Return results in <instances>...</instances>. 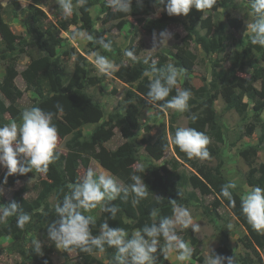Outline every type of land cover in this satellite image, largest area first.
I'll return each mask as SVG.
<instances>
[{
    "label": "trees",
    "instance_id": "16d2710c",
    "mask_svg": "<svg viewBox=\"0 0 264 264\" xmlns=\"http://www.w3.org/2000/svg\"><path fill=\"white\" fill-rule=\"evenodd\" d=\"M11 3L19 4L18 0H10ZM235 4V0H221L223 8L228 9ZM96 5V0H88L87 4L81 7V12L85 16H89L90 9ZM132 10L129 13H120L108 15V20L122 19L133 16L138 18L139 23L145 17L151 16L155 13L156 0H133ZM39 11L35 9L33 19L36 21L39 17ZM196 9L193 8L188 16V20L192 25H195L198 20L195 19ZM124 21V20H123ZM120 23V27L126 22ZM161 20H154L150 26L145 27L148 33L154 32L155 29L162 26ZM71 22H64L61 25L63 31H67ZM85 28L90 29L91 20H85ZM207 30L206 35L197 34L195 42L199 45L207 55H212L224 51V38L220 33H212L214 24L212 21H203L201 25ZM215 27H217L215 25ZM37 34L33 37L31 45L34 48H39L43 53L33 60L28 67L22 72V78L27 85V89H31L38 97L34 107H40L45 112L54 113L53 123L56 128L62 124L67 132L72 134V138L67 143L68 153L63 154L56 151L55 159L49 165L48 171L45 173L47 179L41 183L42 190L39 196L33 200L28 201L24 198L22 191H17L13 200L4 202L3 205H8L15 201L21 210L30 214L31 221L25 225L23 229L16 226L17 216L13 215L7 220L8 224L0 223V238L11 237L14 240V245L19 247L21 252L24 251V246L27 237L33 231L38 229H45L47 232L48 226L55 222L58 217L55 213V207H49V199L54 195L56 202H62L64 195L70 192V185L80 183L78 177V169L85 159L77 153V144L88 138L91 147L87 149V156L98 162L105 170L113 174L121 180L125 187L133 183L130 179L132 174L146 177L147 169L133 170V167L140 162L139 151L136 147L132 136L139 129L140 116L142 110L150 107L147 103V91L150 80L143 75L142 69L135 67H122L121 71L117 73V77L124 83L129 84L132 90L127 93V98L130 100V105L124 114L116 113L112 115L113 122L110 123L105 120V114L101 105L94 101L92 96L87 92V87H94L102 82L101 78L92 75V70L87 64L86 58L78 55L74 71L66 80L62 70L60 69V59L56 57V50L61 46L62 38L54 37L51 33H43L40 27L33 28ZM0 37L2 39L4 48L0 50V56L3 60H8L9 63L5 68V75L0 79V126H4L2 116L7 112L17 111L20 108V100L24 92L17 86L16 78L19 76L13 55L18 49V45L23 39L16 35L4 18V7L0 4ZM185 45L178 49V52L173 54L174 66L185 70V81L183 86L185 89L189 88V73L198 59L197 55L190 50L188 40H185ZM257 55L260 60L264 61V47L251 44V37L249 43L242 49L241 53H236L234 63L231 69H219L220 62L213 61L212 63V79L209 85H204L200 89L193 90L195 95L189 100V109L187 110V117L189 118V127L195 128L197 131L203 132L210 137L213 142L208 145L210 152L209 158H214L217 161L215 166H208L201 164L198 158L188 159L186 154L181 152L173 143L174 152L181 160V165L184 171L178 172L177 165L174 166L173 171L169 173H161V169H153L151 180L149 181L148 197L142 199L135 207L132 205L133 195H129L127 202L122 198L110 202L119 206L115 220L111 219V214L107 212L101 213L100 217L95 220V224L90 226L92 235L100 225L107 220L112 228H123L130 238L135 230L142 229L145 224H151L152 218L150 213L153 209H158L157 222L161 217H171L173 215L172 201H176V205L180 207H188L191 204V199L186 194L187 187H192L193 190L198 191L202 196H215V201L211 207H205L204 213L207 218L214 222L218 217V208L225 205L234 216L245 227L250 237L247 246V254L245 256H236L228 247L227 243L217 250V255L223 257H233L239 259L241 264H263V260L258 253V249L264 251V235L254 231L248 224L245 216L241 210V196L236 189L232 190V197L235 201V206L221 194L223 185L230 181L224 173L225 160L221 145L224 144V127L219 113L216 111L215 103L221 98L226 110L236 111L241 117H247L250 112L259 124L261 121V114L264 112V67H258L257 62L252 63L254 56ZM162 68L164 65H158ZM252 67L254 69L250 78L240 77L238 72H243L245 68ZM256 82H260L261 88L255 86ZM180 82L178 81V86ZM177 86V87H178ZM177 93V88L174 87L167 99H171ZM247 98L249 102H245ZM9 103V105L7 104ZM163 103V102H159ZM63 107L62 112H58L56 105ZM192 110L197 111L195 114L197 119L193 121ZM167 112H172L168 110ZM88 124L97 125L90 136L86 137L82 131L83 126ZM176 115L171 116L170 135L173 138L177 128ZM262 126L263 136L260 144L264 143V125ZM118 129L120 133L128 140L115 151H110L104 147L98 148L100 145L110 141L114 136V130ZM143 146L149 157L159 160L170 148V141L168 134H161L156 140L152 138L143 139ZM260 151V145L249 147L241 151L240 155L248 164L250 171L247 176V182L251 187L264 188V164L255 165V158H257ZM33 176V173H30ZM22 178L21 175L10 176L9 183L12 185ZM179 192L182 195H179ZM97 209L90 210L89 214H95ZM177 235L182 236V241L186 244L190 241L193 260L199 263H204L203 256L197 254L198 240L193 236V230L188 228L186 230H177ZM164 241L161 238V246ZM81 258L90 261V254L76 250ZM105 251L108 255V263L114 264L115 249L105 246ZM99 252L94 250L93 253ZM252 252L254 255H252ZM156 256V264L161 262V250L158 249ZM28 257L34 261L38 260V254L34 250L29 251ZM86 261V262H87ZM40 264V262H39ZM44 264V263H42ZM87 264V263H86ZM195 264V263H191ZM225 264L227 262L225 261Z\"/></svg>",
    "mask_w": 264,
    "mask_h": 264
},
{
    "label": "rangeland",
    "instance_id": "374dc122",
    "mask_svg": "<svg viewBox=\"0 0 264 264\" xmlns=\"http://www.w3.org/2000/svg\"><path fill=\"white\" fill-rule=\"evenodd\" d=\"M19 4L11 3L10 0H0V4L4 7V18L9 23L11 30L23 41L18 45V49L14 52L13 59L19 73L16 78L17 86L24 92L23 97L20 100V108L17 111L7 112L2 116L3 124H10L16 122L19 124L22 121V113L34 107L38 97L31 89H27V85L22 78V72L28 67V65L36 58L43 56V53L39 48H34L31 45L33 37L37 34L33 31V28L40 27L43 33H51L54 37H61L62 43L56 50V57L60 59V69L62 70L66 80L72 74L75 68L76 59L78 55H82L87 60V64L93 71L92 75H96L101 78L102 82L94 87H87V92L92 96L95 102L99 103L104 111L105 120L112 123V115L116 113L124 114L126 109L130 105V100L127 98V93L132 90L131 85L122 82L117 73L121 71L122 67H135L145 71L151 66L152 60L156 61L158 65L163 64L165 67L167 64L174 65L173 54L178 52V49L183 47L188 40L190 50L193 54L197 55L198 59L193 68V71L189 73L188 81L189 88L192 95L193 90L200 89L204 85H209L212 79V63L213 61L220 62L219 69H231L234 63L236 53H241L242 49L249 43L251 32H247V23L253 20L250 16V0H235V4L228 9L223 8L221 0H216L215 5L211 9H207L204 12L196 10L195 19L198 20L195 25H192L191 21L185 16H169L166 11H158V8H162V5L157 4L155 13L151 16L145 17L141 23L138 18L133 16L122 19H110L108 15H113L118 12H114L108 7L107 0H96V5L90 9L89 16H85L81 12V7H75V0H73L74 11L70 17L65 18L59 8L57 0H18ZM35 9L39 13V17L35 21L33 18ZM89 18L91 20V28H85V20ZM211 20L214 24L212 33H219L218 28L220 26L222 36L224 38V51L207 55L203 49L196 44L195 39L197 34L206 35L207 30L201 25L203 21ZM124 20V21H123ZM154 20H161L162 26L157 28L152 33H148L145 27L150 26L149 22ZM126 22L122 27L120 23ZM64 22H71L72 25L67 31L61 29V25ZM215 25L217 27H215ZM163 30H168L172 33V39L168 41L163 47L152 50V37L153 33L159 34ZM78 31H86L92 34L96 39H105L112 43L111 51L104 50L95 41H85L79 38H74V34ZM247 32V33H246ZM4 48L2 39L0 37V50ZM126 50L134 52V58H130L124 55ZM93 53H99L106 56L110 62L114 64V70L110 73H101L98 71L95 65V56ZM148 60L149 63L145 64L144 60ZM258 60V61H256ZM257 62L258 67H264V61L255 55L252 63ZM8 60L1 59L0 56V79L5 75L6 65ZM162 67V68H163ZM254 69L251 67L245 68L243 72H238L240 77L250 78ZM186 72L184 70L183 75L180 77V90L185 89L183 83L185 81ZM255 86L261 88L260 82H256ZM187 89V88H186ZM193 97V96H191ZM245 102H249L247 98ZM9 105V103H7ZM216 111L219 113L221 121L224 127V144L221 145L223 157L225 160L224 173L230 182L237 184L236 191L242 197L252 188L247 182V176L250 171L248 164L244 158L240 155L241 151L260 145V151L257 158H255V165L264 164V143L260 144L263 136L262 126L264 125V112L260 118L262 123L259 124L257 119L249 113L247 117H241L236 111L226 110L224 101L219 98L215 103ZM187 111L180 113L175 112H163L159 108L150 106L142 110L140 116L139 129L132 136V140L138 151L140 162H138L133 170L140 168L147 169L146 177L143 179L147 186L151 180L150 172L155 169H161V173H169L173 171L174 166L177 165L178 172L184 171V168L177 164L176 161L182 163L176 156L173 147V138L170 135L171 116L176 115L177 127H189V118L186 115ZM197 111L192 110V114H196ZM97 125L88 124L83 126L82 131L86 137L94 131ZM58 145L57 150L63 154L68 153L67 143L72 138V134L67 132L62 124L58 125ZM168 134L170 141V148L164 154V156L155 160L149 157L143 146V139L152 138L156 140L161 134ZM210 143L213 140L209 137ZM128 140L120 133L118 129L114 130V136L112 139L98 148L104 147L110 151L117 150L120 146L126 143ZM91 147L88 138H85L79 144H77V153L82 156V160L87 164L81 163L78 169L79 181L82 182L87 171L92 169L96 176L107 175L115 178L117 182L125 187L124 183L115 177L113 174L105 170L98 162L87 156V149ZM201 164L208 166H215L217 164L216 159L208 158L207 160H200ZM6 169L0 167V188L3 189V195L0 194V205L4 202H10L13 200L17 191H22L23 196L28 201L35 200L41 190V183L46 180L45 173L33 172V176L28 173L22 176L20 180L14 184H10V176L7 178V184H4V178ZM186 194L191 199V204L188 207H183L189 210L193 223L200 225L198 231H193V236L197 238V254L204 257L205 261L211 250L217 255V250L227 243L229 249L236 256H245L248 252L246 245L249 244L250 237L247 230L241 224V222L234 216V214L225 206L218 208V217L214 222L210 221L204 213L205 207H211L215 201V196H202L198 191L193 190L192 187H187ZM56 198L53 195L49 199V207L52 209L55 207ZM91 211L86 212L89 214ZM102 211L98 207L95 214L92 216L96 220L100 217ZM6 224L10 223L8 220ZM229 226L231 228L229 229ZM191 228V227H189ZM192 229V228H191ZM178 231L186 229H177ZM100 229L93 232V235H99ZM264 235V234H263ZM18 237L16 238V240ZM182 239V236L180 237ZM11 237L0 238V264H107L108 255L106 251L96 252L90 254V261L81 258V255L75 250L72 252H65L58 250L55 245L48 241L47 232L45 229H38L33 231L26 239L24 251L21 252L17 245H14L16 241ZM33 240H40L42 243L43 255L38 254V260L34 261L28 257L29 251L33 249ZM187 245L193 250L190 241ZM263 264H264V251L258 249ZM177 252H173L165 259L161 252L160 264H205L199 263L191 258L188 261L181 262L176 259ZM252 255L254 253L252 252ZM87 261V262H86ZM236 264H241L239 259L236 260Z\"/></svg>",
    "mask_w": 264,
    "mask_h": 264
},
{
    "label": "clouds",
    "instance_id": "9594fccd",
    "mask_svg": "<svg viewBox=\"0 0 264 264\" xmlns=\"http://www.w3.org/2000/svg\"><path fill=\"white\" fill-rule=\"evenodd\" d=\"M88 0H75V7H83ZM139 2V0H138ZM62 15L67 18L73 14V0H57ZM133 0H107L108 7L114 12L129 13L132 10ZM216 0H157L158 11H166L169 16H188L195 8L204 12L211 9ZM251 22L247 23V32H251V44L264 47V0H250ZM246 32V33H247ZM74 38L85 41H95L101 48L111 51L112 43L105 39H96L86 31H78ZM172 39V33L163 30L159 34L153 33L152 50L159 49ZM95 65L99 72L110 73L114 70V64L109 59L93 53ZM125 56L134 58V52L126 50ZM145 64L149 61L144 60ZM184 69L167 64L158 68L156 61L152 60L149 69L143 73L150 83L147 91V103L159 108L163 112L173 110L183 113L189 109V100L192 93L188 89L180 90L178 81L183 75ZM176 87L177 93L171 99H167L172 89ZM163 102V103H159ZM58 112L63 107L56 105ZM54 113L45 112L40 107H31L22 113V121L17 124L11 122L0 126V167L6 169L3 183L7 184V178L14 175H27L28 173H46L49 165L56 158L58 145V130L53 123ZM191 119L195 121L196 115ZM173 143L179 150L186 154L188 159L198 158L207 160L210 157L208 145L210 139L203 132L191 127H179L175 131ZM131 183L122 187L115 178L107 175L98 177L92 169H89L82 182L70 185V192L64 195L62 202L55 204V213L58 219L51 223L47 229V239L58 250L72 252L79 250L92 254L94 250L105 251V246L114 248V264H156L158 249L165 259L168 255L177 252L176 259L185 262L191 259V248L177 235V229L192 228L198 231L200 225L193 223V218L188 209L177 206L173 200V215L161 217L157 222L158 209L150 213L151 224H145L142 229L135 230L131 237L123 228H112L107 220L100 225L99 235H92L90 226L95 224V219L85 212L100 208L101 211L111 214L115 220L119 206L110 202L122 198L127 202L129 195H133L132 205L135 207L142 199L148 197V187L142 176L132 174ZM237 188L235 182H229L221 188V194L227 198L233 206L235 201L232 190ZM3 195V189L0 188ZM179 195L182 193L179 192ZM241 210L251 228L264 234V188L255 187L241 197ZM16 215V226L23 229L31 221L30 214L21 210L15 202L8 205H0V223H4L9 217ZM231 226H229V229ZM161 238L164 244L161 246ZM33 249L37 254L43 255L40 240H33ZM235 264L233 257L216 255L211 250L205 264Z\"/></svg>",
    "mask_w": 264,
    "mask_h": 264
}]
</instances>
